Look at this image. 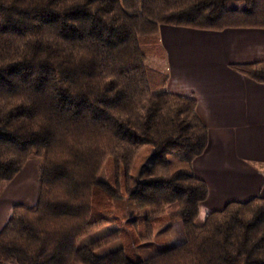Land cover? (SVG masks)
Returning a JSON list of instances; mask_svg holds the SVG:
<instances>
[{"label": "trees", "instance_id": "obj_1", "mask_svg": "<svg viewBox=\"0 0 264 264\" xmlns=\"http://www.w3.org/2000/svg\"><path fill=\"white\" fill-rule=\"evenodd\" d=\"M160 27L264 31V0H0V189L39 162L36 204L12 209L0 264H264V199L196 226L208 190L192 164L208 135L195 101L168 94L165 71L147 66L164 57ZM233 69L264 86V61ZM109 162L112 184L99 179ZM114 201L149 212L129 230ZM174 223L182 243L138 260L134 241L154 247Z\"/></svg>", "mask_w": 264, "mask_h": 264}, {"label": "crops", "instance_id": "obj_2", "mask_svg": "<svg viewBox=\"0 0 264 264\" xmlns=\"http://www.w3.org/2000/svg\"><path fill=\"white\" fill-rule=\"evenodd\" d=\"M158 35L164 55L161 68L168 76L166 92L194 100L196 115L207 130V147L192 164L194 177L208 190L196 221L201 227L209 214L229 203L264 199V86L233 69L264 61V31L160 27ZM36 180L34 164L0 189V231ZM163 208L176 211L175 204ZM172 228L182 233L180 224Z\"/></svg>", "mask_w": 264, "mask_h": 264}, {"label": "rangeland", "instance_id": "obj_3", "mask_svg": "<svg viewBox=\"0 0 264 264\" xmlns=\"http://www.w3.org/2000/svg\"><path fill=\"white\" fill-rule=\"evenodd\" d=\"M146 63H147L148 67H150L154 70L162 71V68H161L162 63L160 62L159 59L149 58L146 61ZM148 152L153 153L151 148L147 149V153ZM150 163H151V161H150V157H149V159L142 164V166H141L142 169H140V164L138 167H136V170L134 171L133 177L131 180V188L132 189L135 187V184L138 181H140V175H141V172L144 169V167H145V169H147L150 166ZM34 164L36 165V167H38L39 162L37 160H31L26 164L25 168L26 169H32ZM178 164L179 163L176 160L172 159V165L174 167V171L176 170V167L178 166ZM99 179L101 181H105V182L112 184L113 179H114V169H113L112 165L110 164V162L105 165L102 173L100 174ZM3 187H4V185L1 188H3ZM37 190H38V180L33 182L31 187L26 188L24 190L25 196H24V200L22 202V205H25V207H28V208L33 207L36 204ZM113 203H114V208H115V210L118 214V217L120 219V223H122V225H124L129 230L131 228L130 223L132 221H137V220H140V218H144L149 212L147 210L136 211V210L132 209L128 201H114ZM149 209H152V208L149 207ZM166 212H169V211L166 210ZM162 224L160 225L161 227L164 226V224L163 225ZM174 224H179V223H174ZM116 229H117L116 225L108 226V227H106V228L82 239L79 242L78 247L87 246V245H89V244L113 233ZM162 231H164V227L162 228ZM182 240H183V234L179 233V230L172 228V229H169L165 235H160L155 240L154 247L143 248L141 246L140 242L136 240V241H134L133 250H134L135 255H136L138 260H145L147 258H150L152 256L157 255L158 253H160L162 251V249L170 248V247H173L177 244L182 243ZM119 248H120V243L116 242V243H113V244L109 245L108 247L104 248L103 250L98 251L97 255L98 256H104V255H107L109 253H112V252L118 250Z\"/></svg>", "mask_w": 264, "mask_h": 264}]
</instances>
